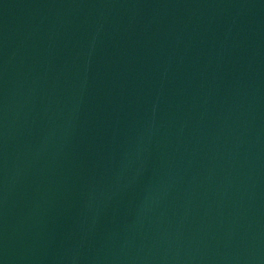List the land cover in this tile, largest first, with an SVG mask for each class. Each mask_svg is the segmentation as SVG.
I'll return each instance as SVG.
<instances>
[{
    "label": "water",
    "instance_id": "water-1",
    "mask_svg": "<svg viewBox=\"0 0 264 264\" xmlns=\"http://www.w3.org/2000/svg\"><path fill=\"white\" fill-rule=\"evenodd\" d=\"M0 264H264V0H0Z\"/></svg>",
    "mask_w": 264,
    "mask_h": 264
}]
</instances>
